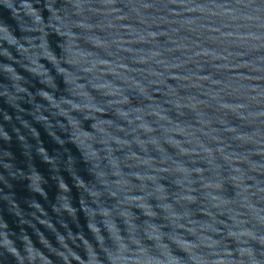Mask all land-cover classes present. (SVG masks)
<instances>
[{
  "label": "water",
  "instance_id": "water-1",
  "mask_svg": "<svg viewBox=\"0 0 264 264\" xmlns=\"http://www.w3.org/2000/svg\"><path fill=\"white\" fill-rule=\"evenodd\" d=\"M0 264H264V0H0Z\"/></svg>",
  "mask_w": 264,
  "mask_h": 264
}]
</instances>
